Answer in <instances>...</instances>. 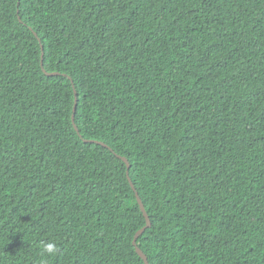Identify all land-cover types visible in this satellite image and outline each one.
Here are the masks:
<instances>
[{"label":"trees","instance_id":"16d2710c","mask_svg":"<svg viewBox=\"0 0 264 264\" xmlns=\"http://www.w3.org/2000/svg\"><path fill=\"white\" fill-rule=\"evenodd\" d=\"M136 193L150 264H264V0H0V264H145Z\"/></svg>","mask_w":264,"mask_h":264},{"label":"water","instance_id":"95a60500","mask_svg":"<svg viewBox=\"0 0 264 264\" xmlns=\"http://www.w3.org/2000/svg\"><path fill=\"white\" fill-rule=\"evenodd\" d=\"M43 57H44V55H43ZM49 76H57V75H59L58 73H55V74H48ZM78 102V101H77ZM76 110H77V107L75 108V112H76ZM75 117H76V115L74 114V116H73V121L75 122ZM76 127V130L77 131H79L78 130V128H77V126H75ZM87 142H91V143H96V144H99V145H104V146H107V145H105L104 143H102V142H98V141H88L87 140ZM119 158H121L126 164H127V166H128V170H130V168H131V164H130V162L128 161V159L127 158H124V157H121V156H119ZM129 174V173H128ZM129 179H130V177H129ZM130 181H131V179H130ZM131 184H132V187H133V189L136 191V188H135V186H134V184L131 182ZM136 196H137V199H138V203H139V205H140V207H141V210H142V212H143V214H144V216H145V218H146V221H147V226L145 227V228H143V229H141L138 233H137V235H136V237H135V240H134V246L136 247V250H137V253H138V255L141 257V259L144 261V263L145 264H150L149 263V260H148V257L144 254V252L138 247V239H139V237L148 229V228H150L151 227V220H150V217H149V214L147 213V211H146V208H145V206H144V204H143V202H142V200H141V198H140V196H139V194L138 193H136Z\"/></svg>","mask_w":264,"mask_h":264},{"label":"clouds","instance_id":"9594fccd","mask_svg":"<svg viewBox=\"0 0 264 264\" xmlns=\"http://www.w3.org/2000/svg\"><path fill=\"white\" fill-rule=\"evenodd\" d=\"M42 257H54L58 253V244L54 239L42 240L38 245ZM42 264H48L47 259Z\"/></svg>","mask_w":264,"mask_h":264}]
</instances>
